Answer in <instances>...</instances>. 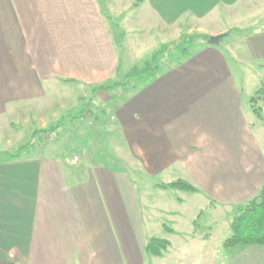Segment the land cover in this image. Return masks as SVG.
Here are the masks:
<instances>
[{
  "label": "crops",
  "instance_id": "0c3cea01",
  "mask_svg": "<svg viewBox=\"0 0 264 264\" xmlns=\"http://www.w3.org/2000/svg\"><path fill=\"white\" fill-rule=\"evenodd\" d=\"M198 1L205 22L184 32L166 20L170 38L195 31L224 40L238 30L233 19L246 29L224 50L223 41H199L196 53L164 60L152 82L108 96L93 89L117 79L122 57L103 0H0V264H212L219 211L244 205L264 185V152L237 83L242 67L264 83V15L257 14L264 0ZM69 85L106 95L98 100L114 118L118 157L99 153L77 165L69 150L40 156L34 146L11 158L33 128L59 120L47 89ZM122 152L132 158L126 165L135 161L163 180L154 187L183 180L199 191H181L163 203L173 209L144 219L132 182L117 169ZM152 238L169 241L164 257L146 252ZM249 249L258 262L241 264H264V247Z\"/></svg>",
  "mask_w": 264,
  "mask_h": 264
},
{
  "label": "rangeland",
  "instance_id": "374dc122",
  "mask_svg": "<svg viewBox=\"0 0 264 264\" xmlns=\"http://www.w3.org/2000/svg\"><path fill=\"white\" fill-rule=\"evenodd\" d=\"M139 1L140 0H103V6L108 12V15L105 17L112 22L111 28L115 32L114 34L119 47V52L122 57L121 78L125 76L134 65H142L145 61L149 60L153 52L160 49L162 45L177 40L170 38L167 31H165V29L167 30V27L164 25L170 23L166 22V20H172L171 24L173 22H180V28L184 32L190 30L189 25L198 26L205 22L204 19H198L204 16L202 13H206L203 10L198 9L199 6H205L204 2L201 3L198 0V2H196V0H142L143 4L137 9L134 7V4ZM212 2L219 3L220 0H212ZM199 13L201 15H199ZM257 14L264 15V8L257 12ZM236 21L237 19L231 20V23L237 27L236 29H246L243 27L242 23L238 24ZM191 34H196V32L194 31L188 35ZM236 38L237 36L235 32L231 33V35L222 40L223 42L221 41L222 43L219 48L224 50V47ZM200 49L201 42L197 41L190 46L187 53L190 52L193 54ZM179 58L181 57L177 55V57L174 56L164 60L173 59L175 62H179ZM232 60L233 59L231 58L229 59L231 64L233 62ZM237 73V83H239L243 94V106L247 115V120L264 152V132H261L260 128V126L263 125V120L261 121L252 113L249 104L250 98L254 96V94L261 88V85L264 84L261 81L262 76L259 75V73L252 72L243 67L240 68ZM116 90L122 91L120 88H117ZM116 90H110L105 93L108 96L115 95L118 93ZM49 91L50 90L47 89L46 101L48 106H51L50 109L60 113L59 120L54 122V126H56V122L61 121L62 118L63 120L71 119L82 111H85L87 118L79 121L77 120L72 125L67 123L63 124L56 133L53 132L52 134L42 135L43 137L41 140L35 139V142H33L34 134L30 136V139L24 141L23 146L33 142L34 146H38L36 152L37 155L39 154L40 156L41 154L48 156L55 154L62 155L66 150H69L70 156L68 159L74 162L75 158H77L78 161L75 162L77 165L89 159L92 160L95 154L99 153L118 157L116 154V152H118L116 145L121 144V142H116L111 138L116 133L114 132L115 122L112 119V114H110L111 111L109 112L110 107L107 106L105 100H102V97L100 98L101 100H98L100 95L105 94H99L96 96V99L92 96L93 93L90 90L85 91L77 86L71 85L57 86L54 92ZM120 93L121 96L118 100L123 102L128 95H126L125 92ZM88 104L90 105L88 106ZM104 112L105 115L103 116L102 114ZM33 125L36 126V124ZM33 132L36 133L37 130L33 128ZM88 133H90L91 137L87 141V146L84 147L79 145V143L82 142V138L87 136ZM75 146L78 147L75 150H72ZM124 159L126 161H132L131 157H124L122 152L117 162V169L122 171L132 182L139 200L140 211L142 215H144V219L146 216L156 219L160 218L162 210L173 209V204L165 205L163 203L164 201L168 202L172 200V202H174L175 198L181 196V191L170 188L164 190L154 187L156 184L162 183L163 180L144 175L137 162H131L128 166L124 163ZM237 207L238 206L232 207L227 211H219L220 213H218L221 215L220 226L214 230L213 248L207 253L212 264H241L245 261L248 263L249 261L258 259L256 255L255 257L250 255L251 250L249 247L226 249L223 246L224 241L229 239L232 235L231 228L229 225L227 226V222L232 221ZM182 213L185 212L183 211ZM213 213L216 214V212ZM155 231H158L159 233L157 228ZM154 235H157L154 237H158L159 234L154 232ZM249 251L250 253H248ZM149 257H146L147 261L150 260L148 259ZM257 262L258 260L256 263Z\"/></svg>",
  "mask_w": 264,
  "mask_h": 264
},
{
  "label": "trees",
  "instance_id": "16d2710c",
  "mask_svg": "<svg viewBox=\"0 0 264 264\" xmlns=\"http://www.w3.org/2000/svg\"><path fill=\"white\" fill-rule=\"evenodd\" d=\"M142 1V0H140ZM243 33L238 30H231L229 33ZM209 36L201 34H183L177 41L164 44L155 51L152 57L145 61L140 66H134L125 76L120 77V67L117 74V80L113 82L98 86L93 89V93L98 91L108 92L114 91L120 88L122 91L133 89L137 85L147 84L152 82L158 75L162 61L171 57H185L190 46L197 42H208ZM252 112L261 120H263L264 109V85L252 96L249 100ZM90 104H88L89 106ZM85 111L73 116L71 119H64L57 123L54 127H49L43 131H37L33 137L40 139L45 134L56 133L65 122H70L71 125L77 120L85 119ZM105 115V112L102 114ZM29 143L26 146L21 147L16 155H11V158H18L21 155H25L28 151L34 148V143ZM164 189H175L182 192L197 193L199 190L191 184L179 180L174 183L164 184L159 186ZM231 237L224 242L226 249H233L237 247H264V185L259 193L250 201L244 205H240L235 210V216L233 217L231 224ZM172 231V230H170ZM170 248L168 240L163 238H152L146 246V252L156 258H162Z\"/></svg>",
  "mask_w": 264,
  "mask_h": 264
},
{
  "label": "water",
  "instance_id": "95a60500",
  "mask_svg": "<svg viewBox=\"0 0 264 264\" xmlns=\"http://www.w3.org/2000/svg\"><path fill=\"white\" fill-rule=\"evenodd\" d=\"M225 36L211 37L208 41L210 45H218Z\"/></svg>",
  "mask_w": 264,
  "mask_h": 264
},
{
  "label": "built area",
  "instance_id": "2783aa9c",
  "mask_svg": "<svg viewBox=\"0 0 264 264\" xmlns=\"http://www.w3.org/2000/svg\"><path fill=\"white\" fill-rule=\"evenodd\" d=\"M112 119H114L113 117H112ZM75 162H77L78 161V159L77 158H75V160H74Z\"/></svg>",
  "mask_w": 264,
  "mask_h": 264
}]
</instances>
